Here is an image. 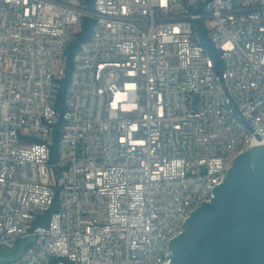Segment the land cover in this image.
<instances>
[{
  "label": "built area",
  "instance_id": "built-area-1",
  "mask_svg": "<svg viewBox=\"0 0 264 264\" xmlns=\"http://www.w3.org/2000/svg\"><path fill=\"white\" fill-rule=\"evenodd\" d=\"M263 145L264 0H0L1 264H163Z\"/></svg>",
  "mask_w": 264,
  "mask_h": 264
},
{
  "label": "water",
  "instance_id": "water-1",
  "mask_svg": "<svg viewBox=\"0 0 264 264\" xmlns=\"http://www.w3.org/2000/svg\"><path fill=\"white\" fill-rule=\"evenodd\" d=\"M33 242L0 250L17 260ZM163 264H264V145L242 152L169 243Z\"/></svg>",
  "mask_w": 264,
  "mask_h": 264
},
{
  "label": "trees",
  "instance_id": "trees-1",
  "mask_svg": "<svg viewBox=\"0 0 264 264\" xmlns=\"http://www.w3.org/2000/svg\"><path fill=\"white\" fill-rule=\"evenodd\" d=\"M92 25H93V23L90 19L85 18L81 21L80 30L77 33V38H76L75 42L73 43V45H71V47L68 50V63H67V66H68L67 72L68 73H67L66 78L63 80V88H62L61 94H60V106H62L65 91H66L67 85L69 84L70 76L72 73L74 53L78 49V47L88 39V37L92 31ZM58 150H59L58 143H56L54 146V152H53V157H52L53 161L57 160ZM56 208H57V205L54 207V210Z\"/></svg>",
  "mask_w": 264,
  "mask_h": 264
}]
</instances>
